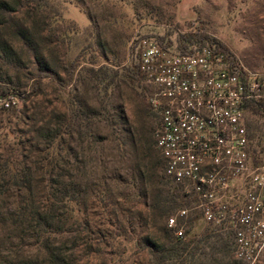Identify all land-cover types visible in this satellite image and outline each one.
<instances>
[{"label": "trees", "instance_id": "1", "mask_svg": "<svg viewBox=\"0 0 264 264\" xmlns=\"http://www.w3.org/2000/svg\"><path fill=\"white\" fill-rule=\"evenodd\" d=\"M44 11L60 16L55 3L46 0H0V99L20 100V108L0 107V264H191L202 245L220 237V231L233 238L231 227L224 224H206L201 234L190 235L200 220L192 210L196 199L164 174L155 149L158 117L149 107V87L136 64L123 81L135 99L141 97L138 123L131 124L123 107L108 101L116 73L111 76L105 67H95L97 24L90 22L68 39L61 74L51 37L39 34L44 23L37 19ZM157 44L165 50L171 47ZM212 44L198 28L179 36L175 53L211 49ZM88 52L86 67L82 59ZM22 72L30 82L28 91L20 83ZM43 82L53 85L51 99ZM245 111L264 114V99L249 103ZM13 122L21 128L17 138L10 131ZM118 123L119 132L114 129ZM101 128L109 131L118 152V159L111 158L112 168L119 161L131 169L126 179L114 172L110 180L115 187L105 178L92 184L87 174L97 175L89 162L106 160ZM12 148L18 157L2 156ZM183 209L189 215L178 222L184 230L180 239L167 228V220ZM119 214L122 220H111Z\"/></svg>", "mask_w": 264, "mask_h": 264}, {"label": "built area", "instance_id": "2", "mask_svg": "<svg viewBox=\"0 0 264 264\" xmlns=\"http://www.w3.org/2000/svg\"><path fill=\"white\" fill-rule=\"evenodd\" d=\"M137 54L158 117L155 149L166 178L195 197L192 210L204 223L231 227L237 261L255 264L264 252V166H249L244 113L264 99V75L211 49L172 54L155 44ZM11 106L17 107L0 99V107ZM188 215L183 209L167 220L177 238L184 237L178 222Z\"/></svg>", "mask_w": 264, "mask_h": 264}, {"label": "rangeland", "instance_id": "3", "mask_svg": "<svg viewBox=\"0 0 264 264\" xmlns=\"http://www.w3.org/2000/svg\"><path fill=\"white\" fill-rule=\"evenodd\" d=\"M46 1L51 4L55 3L60 16H54L52 12L44 11L39 15L40 18L36 19L44 23L43 30L39 32L40 36L51 37V45L56 49L55 64L60 73L62 74L61 66L68 49V39L73 35L80 34L90 22H95L98 30L93 40L95 49L93 53L97 58L95 67H105L111 76H114V72L116 73L111 91L108 93L110 94L108 101L114 107L121 105L131 124L138 123L137 105L141 97L136 100L135 96L125 89L123 81L127 80L124 77L127 69L136 63L137 53L143 46L157 43L162 46L171 44L168 50L173 54L176 52L179 36L193 33L200 28L215 42L211 47L215 53L223 55L232 65H239L251 73L264 75V0ZM219 45L223 46L227 52H223ZM90 53L88 52L82 59V63L86 64V67L90 63ZM81 73L84 76L87 75L84 71ZM24 75L23 72L20 74V83L25 85L24 88L28 91L30 82L26 83ZM1 84V87L4 88V84ZM52 86L50 82H43V88L49 94L50 99L53 94ZM117 87H121V90ZM138 91L141 92L140 89ZM120 93H122V98L119 99ZM10 100L20 108V100L5 99V101ZM142 101L144 102V100ZM147 123L151 126L152 120L148 119ZM244 123L252 150L249 166L260 168L264 166V114L245 111ZM12 126L10 131L16 133L17 138L21 128L16 126L15 122L12 123ZM120 127V123L114 124V129L117 132ZM108 132L106 128H101V138L105 140L101 142L103 151H101V147H99V151L106 156L105 163H103V159L102 162H98L99 158L96 159V163L89 162L95 167L97 175L87 174L90 175L89 179L92 184L96 182L99 184L101 178H105L107 184L115 187V183L110 180V177L114 176V172H118L121 179H126V172L130 173L131 169H129L128 163L118 164L119 161L114 164V169L112 168L111 158L118 159V152L114 148L115 142H111L110 137L107 136ZM92 142L93 139L88 137L87 143L91 144ZM9 151L2 153V156L18 157V151H15L14 148ZM252 157L256 158V163L252 161ZM103 169L107 171H103ZM120 200L121 196H118L119 204L122 201ZM92 205L93 202L90 201L89 206L92 207ZM122 219L123 216L120 214L117 218L111 217L114 222ZM205 228L206 223L200 219L195 222L190 235L201 234ZM233 244V238H229L225 232L220 231V237L211 238L202 245L203 250L191 264H238L230 251ZM262 260H264V252L255 264Z\"/></svg>", "mask_w": 264, "mask_h": 264}]
</instances>
